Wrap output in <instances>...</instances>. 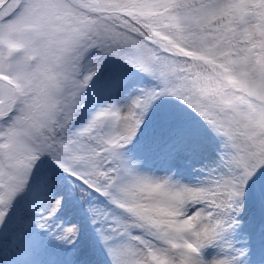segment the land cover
Returning <instances> with one entry per match:
<instances>
[{
    "label": "snow or ice",
    "instance_id": "6c2138e0",
    "mask_svg": "<svg viewBox=\"0 0 264 264\" xmlns=\"http://www.w3.org/2000/svg\"><path fill=\"white\" fill-rule=\"evenodd\" d=\"M108 58L155 86L77 127ZM162 97L222 138L206 186L141 172L126 155ZM45 163L118 211L87 209L111 264H242L231 245L208 252L264 181V0H0V241ZM47 183L58 190L54 174ZM64 203L49 202L37 226L74 245L81 230L59 221Z\"/></svg>",
    "mask_w": 264,
    "mask_h": 264
},
{
    "label": "trees",
    "instance_id": "16d2710c",
    "mask_svg": "<svg viewBox=\"0 0 264 264\" xmlns=\"http://www.w3.org/2000/svg\"><path fill=\"white\" fill-rule=\"evenodd\" d=\"M102 72H104V76H101L100 73ZM100 73H98V78L95 79L99 102L96 107H92V97L88 91L85 92V103L76 121L77 127L85 126L100 108L111 104L112 99L117 95L122 92H129L131 85H138L142 89L144 85L155 86V82L150 78L115 58H108ZM178 129L181 130V133ZM135 139L140 143L139 146L150 151L161 149V146L165 143L177 139L182 145L184 144L191 149L192 156L188 162L192 164H194V161L201 159L204 152H207V158L209 151H214L217 155L223 151L222 138L212 134L202 120L196 117L179 100L171 97H162L154 103ZM53 174L57 183L63 182L69 186L70 191L65 196V203L77 201L87 214H89L87 211L89 205L96 203L107 207L109 210L111 209L114 216L119 215L118 211L99 194L93 193L90 196H84L81 191L73 187V182L65 178L63 173L50 169L47 163L41 164L28 193L19 198L16 210L13 213V219L9 224V228L5 230L8 238L0 241L1 263L10 258V247L15 245L10 241L15 239L23 245H31L35 243L37 237V239L44 242L43 248L38 253L41 255V264H68V260L65 258L68 246L49 235L48 231L43 232L37 226L39 214L44 211L49 203L48 200L53 191L47 183L48 177L53 176ZM255 195L253 189L248 193L246 210L240 216V225L246 228L249 235L254 234L257 219ZM25 208L30 209L27 215H23ZM90 250L100 258L102 256L101 242L94 240Z\"/></svg>",
    "mask_w": 264,
    "mask_h": 264
},
{
    "label": "rangeland",
    "instance_id": "374dc122",
    "mask_svg": "<svg viewBox=\"0 0 264 264\" xmlns=\"http://www.w3.org/2000/svg\"><path fill=\"white\" fill-rule=\"evenodd\" d=\"M104 72L100 73L102 74L101 76H104ZM150 87L152 86L144 85L143 89ZM129 89V92H122L113 98L111 104L124 107L141 95L140 90L142 88H139L138 85L133 84ZM135 143L136 141H133V143L128 145L126 155L132 162L138 164L141 172L155 174L157 176H172L173 179L179 180L181 183L189 186H206L204 182L210 178L211 170L219 166V158L214 151H209L207 158V152H204L201 159L194 161V164H192L188 162L192 156L191 149L184 144L182 145L180 142L168 143L161 147V149L151 151L137 148ZM57 185L58 190L52 189L53 191L50 194L49 202L59 199L61 196L65 197L70 191L66 183L58 182ZM258 209L261 213V222L255 239L239 223V227L233 233H226L220 246L215 249H210L208 255H229L231 253L228 250V246L231 245L235 249H241L246 252L242 264H264V205L261 206V202L258 205ZM58 219L61 223H74L81 230L76 244H65L68 246L65 252V257L68 260L75 259L73 264H111L108 255L99 258L96 253L90 250L93 240H95V228L77 201L64 203L58 213ZM10 242L14 244L16 240L14 239V241ZM20 250V247L12 245L10 247L11 259L4 264H37V256L28 255Z\"/></svg>",
    "mask_w": 264,
    "mask_h": 264
},
{
    "label": "bare ground",
    "instance_id": "6f19581e",
    "mask_svg": "<svg viewBox=\"0 0 264 264\" xmlns=\"http://www.w3.org/2000/svg\"><path fill=\"white\" fill-rule=\"evenodd\" d=\"M139 167V166H138ZM140 168V167H139Z\"/></svg>",
    "mask_w": 264,
    "mask_h": 264
}]
</instances>
